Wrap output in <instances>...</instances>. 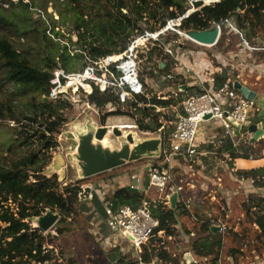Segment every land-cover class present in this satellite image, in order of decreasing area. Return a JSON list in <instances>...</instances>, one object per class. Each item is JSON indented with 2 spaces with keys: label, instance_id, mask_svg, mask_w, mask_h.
I'll return each instance as SVG.
<instances>
[{
  "label": "trees",
  "instance_id": "trees-1",
  "mask_svg": "<svg viewBox=\"0 0 264 264\" xmlns=\"http://www.w3.org/2000/svg\"><path fill=\"white\" fill-rule=\"evenodd\" d=\"M51 1L0 0V69L5 79L24 95L35 94L26 112L18 111L13 99L0 100V119L17 123L12 126L14 133L12 146L8 148L9 154H0V264H63L57 260L55 248H49V244L55 243L66 232L61 224L76 212L81 200L84 180L63 185L57 173L50 176L44 174L52 152L59 146L57 135L66 122L65 110L72 104L64 99H48L52 70L56 66H62L67 71L82 69L85 53L93 58L121 53L135 36L145 30L155 31L164 26L167 20L183 15L189 9L187 0H63L61 4L64 8L59 13L63 18L70 19L77 35L75 42L71 40L72 45H75L73 49L77 51L71 54L69 45L52 39L48 30L57 36L62 34L54 26L51 27L41 14L33 16L37 9L46 11ZM194 4L202 7L182 21V29H206L228 17L236 18L241 27L264 21V0H220L210 5H203V0H195ZM144 23H147L146 27ZM7 30L20 38L33 37L35 47L39 50V62L32 61L17 48L5 34ZM156 49L153 47L147 52L149 61H152ZM169 67L167 63L163 70ZM227 78L218 76L216 83L220 86ZM89 101L101 108L108 103L119 106L117 110L108 112L104 119L110 115L127 113L135 117L134 112L120 109L114 92H100L95 88L89 95ZM174 103L173 98L139 94L130 99L126 106L141 115L137 121L140 130L156 131L163 123L160 114L154 110L158 106L169 107ZM145 119L149 120L146 122ZM169 133L170 129L167 137ZM255 154V158H261L259 152ZM231 155L248 158L246 154L239 155L235 151ZM237 173L255 179L256 186L264 185V182L256 180L259 174H264V167L239 170ZM144 198L141 190L128 186L117 188L111 199L117 205L137 207ZM243 206L248 218L257 226L260 237L264 238V196L250 195ZM179 207L177 204L175 209L168 208L164 202L151 205L153 215L160 221L156 233L161 230L168 235L176 233ZM47 209L60 214L59 221L52 228L57 236L45 234L41 228L33 226V218L43 215ZM211 226L209 219L202 221L200 231L207 235L196 240L194 247L201 257L213 256L210 264H219L223 236L218 231L213 232ZM154 237H157L155 241L158 245L160 236L156 234ZM157 249L155 246L148 254L143 253V260H150L152 252ZM157 253L168 259L167 250L159 249ZM173 260L176 264L177 259ZM66 264L74 262L68 259Z\"/></svg>",
  "mask_w": 264,
  "mask_h": 264
},
{
  "label": "rangeland",
  "instance_id": "rangeland-1",
  "mask_svg": "<svg viewBox=\"0 0 264 264\" xmlns=\"http://www.w3.org/2000/svg\"><path fill=\"white\" fill-rule=\"evenodd\" d=\"M212 1L209 0V2ZM61 2H63V0H52L49 3L46 11L37 9L33 12V16L38 17L41 14L44 18H46L50 26H54L55 30L62 34L57 36L52 30H48V34L51 36V38L55 41L60 40L61 44H68L69 48L72 50L71 54H74L77 50L73 49L75 45H72L71 40L75 42L77 40V35L73 30V25L70 19L63 18L59 13V10L64 8ZM186 5L189 8H193L192 0H187ZM241 16L245 20L243 13ZM234 19L237 23V26L243 30L245 37L251 43L252 41L254 42V39L257 35H260L262 37L261 39L264 40V21L259 24L252 23L246 27H241L236 18ZM243 19L242 21H244ZM64 20H66V22H64ZM144 26L146 27L147 23H144ZM5 34L14 42L16 47L28 55L32 61L39 62V50L35 47L34 39H32L33 37H29V39L20 38L10 30L5 31ZM226 36L227 28H224L221 40ZM173 38L179 40L178 44H176V52L183 51L181 56L186 59L187 64H194L193 67L197 69L196 71L201 72L203 78L209 77V75L206 74L208 69H202L200 66V62L202 61L195 56L201 55L205 58V61L208 60L212 64H221L220 61L215 57V50L217 49L215 46L205 47L206 45H198L193 41H189L190 39L184 35L176 34L175 32H171L165 36L166 40H172ZM186 38L189 40H186ZM239 39L240 38L238 35L232 37L230 44L226 45L225 47L232 50L235 49ZM223 46L224 45H220L219 49L224 50ZM148 47L149 48L143 46V49H141L139 53L141 69L140 75L141 79H143L145 83V94H147L149 97L152 95H157L161 98L165 95H173L170 92L174 90V88L177 89L180 84H186L188 80L185 76L193 75V73L186 72V62L182 64L181 61L167 57L162 47L154 46L152 44H149ZM153 47L157 48L156 54L154 55L152 61H149L147 52ZM243 50H246V48L244 47ZM230 55L234 56L233 54H226L227 60L224 64H228L229 60L232 59ZM84 57L82 59V63L85 62ZM160 60H166L172 66L170 65L171 67L163 70L165 66L163 68L160 66ZM208 61L206 62L209 63ZM222 61L223 60H221V62ZM159 66L162 68L161 72H155V69L158 70ZM176 69H180L185 73H177L178 71H176ZM170 71H173L177 77L173 81H162V76L166 75ZM193 80L195 83L197 82L196 78H193ZM179 94L180 96L173 95L175 105L161 109V111H158L157 109L154 110L156 113L160 114V120L166 124L167 132L169 131V126L166 120L169 118H175V110L181 107L180 104L184 98L181 96L184 93L180 92ZM34 95V93H31L30 95H24L16 86L5 79L4 74L0 69V100L6 99L9 101L13 99L15 102L14 104H17V110L26 112L28 111V108H30L31 103L34 101ZM118 107L119 106H116V108ZM110 108L112 107L105 105L99 111V114H97L95 112H90V109H88L84 103H72L71 106L65 110L66 122L61 127V132L57 135L59 146L52 152V158L49 165L45 168L44 174L50 176L54 173H57L59 176V181L62 182L63 185L76 183L81 179L79 167L77 163L71 159V154L75 152L76 141L75 139H71L68 136V132L74 131L77 135H79L82 132V129L78 128L76 131L75 126L80 122H86L88 116H90L92 120L96 121L99 125L109 127L108 130H111V133L109 132V134L107 133L106 135H108L109 144L112 143V148H117L124 144L128 138L127 134L129 133H133L137 138H145L149 135L147 134L148 131L140 130L138 126H134L138 124L137 121L140 119L141 115L136 113L134 110L131 111L129 106L120 105V109L125 112H134L135 117H132L128 115L129 113H127L122 115H110L104 119V116L108 112H111ZM116 108L112 111L117 110ZM254 112L255 110L252 109L250 115L254 114ZM148 120L149 119H145L146 122ZM14 122L13 120L9 119H0V154H9L8 148L9 146H12L11 140L14 133L12 126L17 125V123ZM215 122L216 120L214 123ZM117 125H123V128H119ZM211 126L212 123H202L200 125L198 135L208 132L211 129ZM87 128H89V125H87ZM59 154H61L65 159V165L63 166L65 168V172L63 174H61L58 169L49 170L50 166L55 164V161L58 162L57 156ZM220 158L221 156H218L217 159L213 158L209 161H206L205 168L197 165L196 168L194 167L193 172L184 173L180 170V167L179 169H173V173L177 175L175 177L174 184H181L184 187V198L178 202L180 206L177 212L179 222L177 224L178 227L175 225V234L182 235L181 229H183L184 234L189 235L188 243H185L186 246L188 245L186 248L187 252H185L187 256L184 254L186 256L185 260L191 263L196 259L198 262L195 264H210V259L213 256L211 255L208 257H201L197 255L196 249L194 247L196 241L194 242L193 240V238H197L198 235L200 236L199 238L206 235V233L201 232L200 229L202 227V221L209 219L211 224L213 223L212 220H219L222 221L226 226V230L224 232L218 230V232H220V234L223 236V247L220 250L218 256L219 264H264V238L260 237L257 226L248 218L243 206L250 195L264 196V185L256 186L245 180L242 183V187L241 185L237 187L235 181L231 179L230 176L224 171V166L217 164ZM149 161L151 163H155V161L152 159L144 157L140 160L128 162L123 166L84 179V182L95 177L106 179L108 176L121 175H127L128 177H131V179L134 176H137L138 178L142 176L143 180H147L148 171L145 170V167ZM239 176H241V178L244 177H242V175ZM244 178L246 179V177ZM191 183L195 184V187L190 185ZM246 183L250 185L244 186ZM153 191H156V189L152 187L151 192ZM168 192L171 193L172 189L169 188ZM155 194L156 193H154V195ZM153 196L147 198L153 200L155 199ZM156 200V202H159L157 197ZM156 202L153 201V203ZM163 202L166 204V206H168V208H171L170 203H167V201ZM32 223L33 226H35L34 221H32ZM61 226L66 228L67 222L62 223ZM192 231L197 232L195 237L190 236ZM48 233L55 235L56 231L51 229L45 234ZM155 239H157V237H153L151 239L152 242L156 243ZM157 241L159 244L158 246L162 248L164 246L161 243L162 239ZM191 253L194 254L195 259L192 258ZM178 258L179 262H181V257ZM55 260H53V262Z\"/></svg>",
  "mask_w": 264,
  "mask_h": 264
},
{
  "label": "built area",
  "instance_id": "built-area-1",
  "mask_svg": "<svg viewBox=\"0 0 264 264\" xmlns=\"http://www.w3.org/2000/svg\"><path fill=\"white\" fill-rule=\"evenodd\" d=\"M218 1L220 0L212 2L203 0V5H210ZM194 2L195 0H192L193 8H189L183 15L167 20L164 26L155 31L145 30L144 33L135 36L127 49L121 53L108 54L98 58H93L85 53V65L77 71H67L62 66H56L52 70L47 95L51 101L64 99L74 104L84 103L90 109V112L99 114L102 108L89 101V95L93 93L95 88H98L100 92L111 91L116 93L119 104L122 106L126 105L130 99L135 98L136 95L145 94V83L140 75L139 58L143 46L149 48V44H152L162 47L167 57L181 61L182 64L186 62V66L184 64L187 69L186 72L195 73L194 79H197L199 90L184 97L180 104L181 107L175 110V118L166 120L170 129L168 137V132L165 129L166 124L156 131L147 132V134L152 135L158 134L163 138L162 155L154 160L155 163L149 164L148 176L149 186L154 187L157 192L164 193L166 196L164 201H167V203H170V197L174 192L178 193V202L184 198V187L181 184H174L177 175L173 173V169H175L174 164L179 158L186 162L189 168L188 172H193L194 167L196 168L197 165L205 168L206 161L213 158L217 159L218 156H221V158L217 164L223 166L227 161L236 159V157H232V151L237 152L239 155L246 154L250 159L255 158V153L259 152L261 157L264 158V134L257 139H253V134L249 131L252 124L250 112L252 109L255 112L258 110L256 100L249 99L240 90L236 89L234 80L229 77L216 88L213 82L207 85V78H203L201 73L191 69L186 59L181 56L183 51L176 52V44L179 40L176 38L172 40L165 39V36L171 32L180 35L186 33L187 29H182L181 23L191 13L199 9V7H195ZM214 24H218L220 27L219 40L222 37L223 29L227 28L226 37L229 42H231L232 36L238 35L241 45L250 51L264 52V41H258L256 36L254 42L251 43L245 37L243 30L237 26L234 17H228L222 22ZM186 40L189 39L186 38ZM189 41L204 45L194 39ZM164 61L166 66L168 62ZM161 69L159 66V69H155V72L160 73ZM176 77V74L170 71L163 75L161 80L173 81ZM180 92H182V87L178 86L177 91L172 90L170 93L178 96ZM173 95H165L162 98L174 99ZM139 104L143 105V103ZM107 106H111L110 111H112L117 105L108 103ZM165 108L168 107L158 106L156 109L161 111ZM215 120L222 128L221 134L209 141L201 142L198 138L200 125ZM207 144L211 148L202 146ZM165 164H168V168L164 167ZM226 166L230 169L228 164ZM247 179L254 184L255 179L252 177ZM256 180L264 182V174H259ZM169 188L172 189L171 193L168 192ZM153 201L156 202L157 200L146 197L137 207L123 204L117 205L116 208L114 202H108L106 205L107 226L110 230L118 232L122 237L128 239L134 248L141 249L156 234L161 236L162 233H165L164 230L156 233L160 221L152 213L151 205ZM158 201L163 202L160 199ZM212 222V225L219 226L221 232L226 230V226L222 221L212 220ZM45 264H49V262Z\"/></svg>",
  "mask_w": 264,
  "mask_h": 264
},
{
  "label": "crops",
  "instance_id": "crops-1",
  "mask_svg": "<svg viewBox=\"0 0 264 264\" xmlns=\"http://www.w3.org/2000/svg\"><path fill=\"white\" fill-rule=\"evenodd\" d=\"M257 38L258 41H264L263 39H261L262 37L260 35H257ZM229 44L230 42L228 41V38L225 37L222 38V40L220 39L217 44L210 46H215L217 48L215 50V57L220 61L221 64H212L210 61L206 60L209 62L207 63L203 56H195L196 54L194 55L202 61L200 62V66L202 67V69H208V72L206 74L209 75V77H207L206 84L210 85V83L213 82L216 88L219 86V84L216 83V79L218 76L237 78L243 84L247 85L250 89L264 96V65H262V63H264V52L250 51L245 46L241 45L240 41L237 42L236 48L233 50L225 47ZM220 45H224L223 47L225 51L219 49ZM244 47L246 48V50H243ZM226 54L234 55H230L232 59L229 60L228 64H224L227 60ZM221 60L223 61L221 62ZM189 65L191 69L196 72L197 69L193 67L194 64ZM176 71H178L177 73H185L180 69H176ZM185 77H187V83L180 84V86L182 87L181 93H184L181 95L183 97H186L189 94L196 93L199 90L197 82L195 83L193 80V78L195 77V73H193V75ZM174 90L177 91V89L175 88ZM256 114L257 113L254 112V114L251 115L252 123L255 120ZM162 123V126H164L165 123L163 121ZM204 123H212V126L208 132L198 135V138L201 142L209 141L218 134H221L222 128L217 122ZM106 138H108V136ZM202 146L211 148L209 144ZM157 159L158 158L152 160L154 161ZM150 161L148 164H146V171H148V166L149 164H151ZM226 164H228L230 169L227 168ZM174 166L175 169H179L180 167V170L184 173H187L189 170L186 162L182 158L177 159ZM223 166L224 171L230 176L231 179L235 181L237 187L240 185L242 187V183L245 180H249L247 178L245 179L243 176V178H241V176H239L237 172L239 170H250L254 168L264 167V158H236L235 160L227 161ZM83 182L82 188L86 186L91 187L88 196L85 198H81L79 204L77 205L76 212L67 219L66 232L58 237L55 243L49 244V248H55V254L57 258H59V262H63V264H66L68 259H72L74 264H175L173 259H177L176 264H195L198 262V260L195 259L193 253H191L192 258L195 259L193 260V262L190 263L185 260V252H187L186 248L188 246H186L185 243H188L189 235L184 234L183 229H181L182 235H168L162 233V235L160 236V239H162L161 243L164 245L162 248L158 246L159 244L157 245L150 240L148 243L144 244L141 249L134 248L132 243L128 239L122 237L118 232L110 230L106 223L108 218L106 205L108 202H113L111 198L117 188L128 187L131 185V177H128L127 175L108 176L106 179L95 177L85 181L84 183ZM146 182L147 180H143L142 176H140L139 185L137 187L138 190H141L144 193L145 198L152 197L154 193H156L153 196L155 197V199L153 200H156L157 197V199L164 201L166 198L165 194L157 191L151 192L152 186H149V184H147ZM251 184L253 183L251 182ZM190 185L195 187V184L191 183ZM247 185L250 184L246 183V185L244 186ZM196 235V231H192L190 233V236L192 237H195ZM199 237L200 236L198 235L197 238H193L194 242L198 240ZM155 246L158 247V249L155 252H152L151 259L148 261L143 260V253H145V255L148 254L147 252H149ZM159 249L167 250L169 254L168 259L158 255L157 252L159 251ZM178 257H181V262H179Z\"/></svg>",
  "mask_w": 264,
  "mask_h": 264
},
{
  "label": "water",
  "instance_id": "water-1",
  "mask_svg": "<svg viewBox=\"0 0 264 264\" xmlns=\"http://www.w3.org/2000/svg\"><path fill=\"white\" fill-rule=\"evenodd\" d=\"M186 34L201 44L215 45L219 40L220 27L218 24H213L211 27L202 30L187 29ZM159 63L162 68L165 66L163 60H160ZM232 79L234 80V87L236 89L240 90L249 99H254L257 102V114L254 122L249 127V131L253 134V139H257L264 134V96L250 89L239 79ZM79 124L75 126V129L76 131L78 128L82 129V132L77 135L74 131H71L68 132V136L76 141L75 152L71 154V159L79 167L80 180L115 169L128 162L137 161L144 157L156 159L162 155L163 138L160 135L149 134L145 138H137L133 133H129L124 144L120 147L112 148V143L104 145L101 142L108 133V126L99 125L90 116H88L86 122H80ZM87 125H89V128H87ZM57 159L58 162L55 161V164L58 167L65 165V159L61 154L57 156ZM164 167L168 168V164H165ZM146 183L149 184V176ZM138 185L139 178L134 176L131 179L129 187L138 189ZM90 190V186L84 187L80 195L81 198L87 197ZM177 198V192H174L170 197L172 209L177 207ZM114 207L116 208L117 204ZM59 219L60 214L58 212L47 209L43 215L33 218L32 221H34L35 227L41 228L44 232H49ZM211 230L217 232L219 226L212 225Z\"/></svg>",
  "mask_w": 264,
  "mask_h": 264
},
{
  "label": "bare ground",
  "instance_id": "bare-ground-1",
  "mask_svg": "<svg viewBox=\"0 0 264 264\" xmlns=\"http://www.w3.org/2000/svg\"><path fill=\"white\" fill-rule=\"evenodd\" d=\"M183 35H184L185 37L189 38L190 40L193 39V38H191L189 35H187L186 33H184ZM118 127H119V128H123V125H118ZM109 132H111V130L108 131V134H109ZM107 136H108V135H106V137H107ZM106 137L101 141L104 145L107 144V143H109V140H108V138H106ZM56 169H58V171H59L61 174L64 173V167H63V166H59V167H58L56 164L50 166V169H49V170H56Z\"/></svg>",
  "mask_w": 264,
  "mask_h": 264
}]
</instances>
